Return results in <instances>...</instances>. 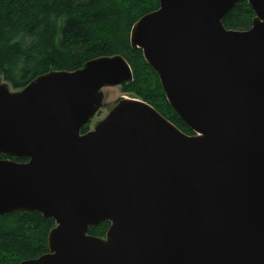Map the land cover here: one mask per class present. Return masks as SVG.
Segmentation results:
<instances>
[{
  "label": "water",
  "instance_id": "water-1",
  "mask_svg": "<svg viewBox=\"0 0 264 264\" xmlns=\"http://www.w3.org/2000/svg\"><path fill=\"white\" fill-rule=\"evenodd\" d=\"M159 0L130 47L192 132L121 96L92 129L106 87L133 79L121 55L0 80V216L51 218L47 252L19 264H264V0ZM109 222L105 237L90 226Z\"/></svg>",
  "mask_w": 264,
  "mask_h": 264
},
{
  "label": "trees",
  "instance_id": "trees-1",
  "mask_svg": "<svg viewBox=\"0 0 264 264\" xmlns=\"http://www.w3.org/2000/svg\"><path fill=\"white\" fill-rule=\"evenodd\" d=\"M159 0H0V80L18 91L50 71H74L89 60L121 55L133 79L123 84V95L155 108L182 132L189 128L167 103L156 73L140 50L130 47L134 23L158 8ZM254 13L241 0L222 18L226 29L247 30ZM89 124L81 133L89 130ZM22 162V157L0 155ZM51 218L25 210L0 216V264H19L47 252ZM109 222L90 226L88 234L104 238Z\"/></svg>",
  "mask_w": 264,
  "mask_h": 264
},
{
  "label": "rangeland",
  "instance_id": "rangeland-1",
  "mask_svg": "<svg viewBox=\"0 0 264 264\" xmlns=\"http://www.w3.org/2000/svg\"><path fill=\"white\" fill-rule=\"evenodd\" d=\"M101 92L103 96L102 106L91 118V121L89 123L90 129H92L93 126L109 112L118 98L124 96L120 89V86L106 87L103 88Z\"/></svg>",
  "mask_w": 264,
  "mask_h": 264
},
{
  "label": "flooded vegetation",
  "instance_id": "flooded-vegetation-1",
  "mask_svg": "<svg viewBox=\"0 0 264 264\" xmlns=\"http://www.w3.org/2000/svg\"><path fill=\"white\" fill-rule=\"evenodd\" d=\"M23 159H24V160L22 161V163H23V162H26V161L28 160V159H26V158H23Z\"/></svg>",
  "mask_w": 264,
  "mask_h": 264
},
{
  "label": "bare ground",
  "instance_id": "bare-ground-1",
  "mask_svg": "<svg viewBox=\"0 0 264 264\" xmlns=\"http://www.w3.org/2000/svg\"><path fill=\"white\" fill-rule=\"evenodd\" d=\"M124 96H126V95H124ZM126 97H128V96H126ZM130 98H133V97H130Z\"/></svg>",
  "mask_w": 264,
  "mask_h": 264
}]
</instances>
